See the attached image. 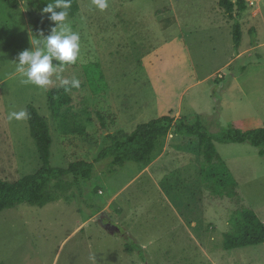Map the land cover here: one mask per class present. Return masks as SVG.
I'll return each instance as SVG.
<instances>
[{
    "label": "rangeland",
    "instance_id": "obj_1",
    "mask_svg": "<svg viewBox=\"0 0 264 264\" xmlns=\"http://www.w3.org/2000/svg\"><path fill=\"white\" fill-rule=\"evenodd\" d=\"M221 1L108 0L100 11L92 0H78L79 13L66 22L80 34V56L61 75L78 79L80 87L59 118L48 104L59 81L53 77L47 89L24 84L14 62L33 35L46 36L52 26L28 0L19 9L0 2V179L19 181L41 168L30 105L48 120L56 168H65L68 156L95 162L110 145L109 135H129L163 116L193 121L200 115L214 134L264 124V0H229L235 17L239 2L246 4L238 16L239 48L237 19ZM92 63L102 66L107 93L90 84L85 68ZM21 111L26 118L9 119ZM97 113H114L118 121L103 129ZM63 115L76 128L95 130L97 146L76 142L77 149L66 150ZM216 147L239 198L214 195L197 139L171 134L158 165L115 169L102 161L91 181L73 187L72 201L0 212V264H264V244L224 248L236 210L250 209L264 223V158L248 143ZM106 222L119 231L112 235Z\"/></svg>",
    "mask_w": 264,
    "mask_h": 264
},
{
    "label": "trees",
    "instance_id": "obj_2",
    "mask_svg": "<svg viewBox=\"0 0 264 264\" xmlns=\"http://www.w3.org/2000/svg\"><path fill=\"white\" fill-rule=\"evenodd\" d=\"M31 7L41 13V9L50 0H28ZM11 9H19L22 0H0ZM223 5L232 19H237L234 25V43L239 48L242 41V29L238 20L241 12L246 10V4L239 2L240 12L234 16V4L229 0H222ZM80 10L78 0H72L67 19L74 18ZM50 14H44L45 24L52 25L47 19ZM90 84L93 88L108 92L105 74L99 63H92L85 68ZM79 88H71L65 91L63 87L51 89L48 92V104L54 117L59 118L62 111L73 102L72 92ZM106 90V91H105ZM28 123L30 134L34 140L41 164L39 171L32 176L25 177L19 181L10 182L0 179V212L13 209L21 204L44 207L48 203L64 199L69 202L73 200L72 192L74 186L87 183L92 180L95 173V164L102 161H110L112 168H124L127 164L136 163L143 167L151 165L163 151L164 141L169 135L193 137L197 139V153L204 158L206 169L203 173L210 182L209 189L218 197H238V183L227 165L223 162L216 147L219 144H250L259 149V156L264 158V124L250 126L246 133L238 129H226L218 134L211 132L202 117L197 115L193 121L182 117L175 120L171 115L150 121L140 125L129 135H109L110 145L104 148L96 158L95 162H88L83 158L73 159L66 157L65 168H56L51 165V147L53 137L48 120L32 105L28 106ZM101 127L116 125L118 117L110 113L108 117L97 113ZM63 127L67 131L64 138L66 150L72 147L78 148L77 143H85L87 146L96 147V131L88 132L84 126L74 127L68 116L63 115ZM91 124V120L88 119ZM72 125L74 129H70ZM71 133V134H69ZM78 134L74 141L70 138ZM90 136V138H89ZM74 155V154H73ZM117 170H114L115 173ZM231 230L224 234L225 250L242 249L264 244V223L250 209L236 210L230 219Z\"/></svg>",
    "mask_w": 264,
    "mask_h": 264
},
{
    "label": "clouds",
    "instance_id": "obj_3",
    "mask_svg": "<svg viewBox=\"0 0 264 264\" xmlns=\"http://www.w3.org/2000/svg\"><path fill=\"white\" fill-rule=\"evenodd\" d=\"M92 4L100 11L109 6L108 0H92ZM71 7L72 0H50L41 9L42 15L50 14L47 19L53 26L46 36L43 31L38 36L33 35L30 38L31 47L20 52L14 60L15 71L20 75L22 83L47 89L55 77L65 91L80 87L78 79L69 80L61 75L65 66L76 63L80 56V34L73 31L71 25L66 22ZM26 117L24 111L9 114L10 120Z\"/></svg>",
    "mask_w": 264,
    "mask_h": 264
},
{
    "label": "water",
    "instance_id": "obj_4",
    "mask_svg": "<svg viewBox=\"0 0 264 264\" xmlns=\"http://www.w3.org/2000/svg\"><path fill=\"white\" fill-rule=\"evenodd\" d=\"M104 217H105V213H102L101 216H99L101 223H104ZM96 220H98V219H96ZM104 226H105V229L108 232H110L112 235L119 231V229L113 224H106Z\"/></svg>",
    "mask_w": 264,
    "mask_h": 264
},
{
    "label": "crops",
    "instance_id": "obj_5",
    "mask_svg": "<svg viewBox=\"0 0 264 264\" xmlns=\"http://www.w3.org/2000/svg\"><path fill=\"white\" fill-rule=\"evenodd\" d=\"M163 156H164V155H162L161 157H163ZM161 160H162V159H160V158L158 157L156 160H154V162L152 163V166H153V165L155 166L156 164L158 165V163L161 162ZM160 164H161V163H160ZM150 167H151V166H150ZM148 171H149V169H148Z\"/></svg>",
    "mask_w": 264,
    "mask_h": 264
},
{
    "label": "flooded vegetation",
    "instance_id": "obj_6",
    "mask_svg": "<svg viewBox=\"0 0 264 264\" xmlns=\"http://www.w3.org/2000/svg\"><path fill=\"white\" fill-rule=\"evenodd\" d=\"M103 224V223H102ZM106 224H112V223H110V222H106L104 225H106Z\"/></svg>",
    "mask_w": 264,
    "mask_h": 264
}]
</instances>
